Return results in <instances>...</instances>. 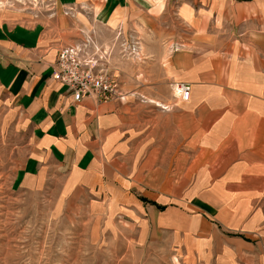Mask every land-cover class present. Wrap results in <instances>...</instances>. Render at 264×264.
Segmentation results:
<instances>
[{"label": "crops", "instance_id": "1", "mask_svg": "<svg viewBox=\"0 0 264 264\" xmlns=\"http://www.w3.org/2000/svg\"><path fill=\"white\" fill-rule=\"evenodd\" d=\"M152 1L0 0V134L28 136L14 189L86 205L138 263L264 264V0H162L121 100L53 77L80 33L151 20Z\"/></svg>", "mask_w": 264, "mask_h": 264}, {"label": "rangeland", "instance_id": "2", "mask_svg": "<svg viewBox=\"0 0 264 264\" xmlns=\"http://www.w3.org/2000/svg\"><path fill=\"white\" fill-rule=\"evenodd\" d=\"M161 1L153 0L150 4L151 20L140 18L132 26L126 23L114 30L111 37L101 39L100 35L87 32L76 39L75 43H80L90 35L108 53L105 65L117 76L120 92L117 100L124 98L123 69L153 62L154 58L145 55V49L149 48L152 55L158 52L154 38L158 32L163 33L156 24L163 7ZM173 19L174 16L169 18V23L173 24ZM119 29L124 38L118 36ZM134 37L140 41V57L132 54ZM169 43L170 48L172 40ZM182 47L178 45L173 50ZM116 66L120 67L118 74ZM27 142L28 136L15 141L0 134V264H143L130 256L124 236L116 238L104 232L86 205L70 203L57 208V202L49 198L51 194L14 189L13 175L28 155Z\"/></svg>", "mask_w": 264, "mask_h": 264}, {"label": "built area", "instance_id": "3", "mask_svg": "<svg viewBox=\"0 0 264 264\" xmlns=\"http://www.w3.org/2000/svg\"><path fill=\"white\" fill-rule=\"evenodd\" d=\"M118 36L124 38L121 29ZM133 39L135 42H132V54L140 57V41L136 37ZM100 47L92 36L87 35L82 42L64 47L57 57L53 77L67 88L76 102L85 98L108 102L120 97L118 80L113 72L106 68V63L109 61L108 53L103 52ZM176 88L182 99L189 101L190 87L179 84Z\"/></svg>", "mask_w": 264, "mask_h": 264}, {"label": "bare ground", "instance_id": "4", "mask_svg": "<svg viewBox=\"0 0 264 264\" xmlns=\"http://www.w3.org/2000/svg\"><path fill=\"white\" fill-rule=\"evenodd\" d=\"M174 91V93H175V90H173Z\"/></svg>", "mask_w": 264, "mask_h": 264}]
</instances>
